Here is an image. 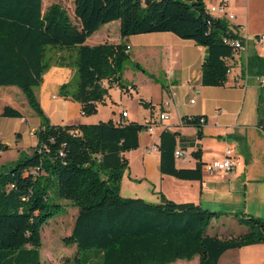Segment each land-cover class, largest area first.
<instances>
[{
  "label": "trees",
  "instance_id": "16d2710c",
  "mask_svg": "<svg viewBox=\"0 0 264 264\" xmlns=\"http://www.w3.org/2000/svg\"><path fill=\"white\" fill-rule=\"evenodd\" d=\"M73 16L75 20L58 1L43 8L42 0H0V85L18 86L40 119L32 153L19 157L9 169L0 168V264H41V227L61 208L51 197L77 207L64 243L75 244L78 253L96 249L93 255L101 257V264H167L195 255L198 264H217L229 248L263 242L264 219L257 216L235 212V220L246 230L223 238L208 233L207 227L224 211L175 201L162 192L157 202L122 196L120 181L128 167L124 152L139 146V135L149 121L116 123L109 118L54 124L35 92L52 64L73 69L58 94L79 102L85 115L96 112L108 86L124 90L121 74L129 58L127 44L86 43L101 25L113 20H119L121 37L170 31L193 40L205 51L201 84L223 85L231 66L228 61L240 51L224 39L240 37L238 25L211 14L204 0H73ZM253 60L259 65L257 75L264 74V57ZM139 102L153 107L142 98ZM0 115L22 117L9 105ZM205 120L204 115H185L181 123L194 126L195 137L200 138ZM185 138L162 127L158 169L176 178L201 180L200 148L191 151L193 167L175 164V147Z\"/></svg>",
  "mask_w": 264,
  "mask_h": 264
},
{
  "label": "crops",
  "instance_id": "0c3cea01",
  "mask_svg": "<svg viewBox=\"0 0 264 264\" xmlns=\"http://www.w3.org/2000/svg\"><path fill=\"white\" fill-rule=\"evenodd\" d=\"M55 1L57 0H42V7L45 8ZM218 2L219 0H217ZM211 5H213V0H211ZM228 5L229 0H226V7ZM113 23L118 27V35H113L110 26ZM229 23L231 26L238 25L236 29L238 32L244 28L248 31V27L240 22ZM249 33L246 32V35L256 34L257 32L250 31ZM120 41L127 44L129 58L143 67L144 70L140 71L143 74L142 78L150 85L159 88V95L161 92L159 98L160 111H165L168 114L167 120L162 125H156V130L154 129L151 133L143 130L140 133L137 148L124 152L125 157L128 159V167L121 177L120 194L124 197L139 196L147 201L157 202L159 193L162 192L172 200L193 201L199 203L202 207H204L203 204L211 205L224 200H227L228 203L234 201L243 204V201L247 203L249 198H253L256 194V199L259 200L260 192L255 191L256 188L259 189V183H264V177L259 178L255 175V167H259L261 164L264 166V83H261L264 74L257 75L259 65L257 59L253 60V56L264 57V47H259L255 40H251L252 43L246 41L245 47L228 61L231 65V72L228 73L226 82L223 85L211 86L202 85L200 81V67L205 53L204 47L196 44L191 39L181 38L173 32H147L121 37L119 20H113L101 25L86 39L88 44L117 43ZM132 47H135L134 51H131ZM259 50L263 52H258ZM140 59H143L141 60L143 64ZM144 71H148L153 76H159V72L162 71L167 81L163 84V87H160L153 81L152 77L144 74ZM72 73L73 69L68 66L52 64L44 72L40 86L35 88L40 104L46 115L49 116L51 123L87 122V116L82 113L79 102L58 94L59 85L67 81ZM130 83H124V90L129 91L133 87L137 91L140 90L137 87L136 80H131ZM163 89L165 95L162 94ZM236 89L241 91L242 106L239 111L237 108L234 112H231L232 96L237 93L229 92ZM115 90L120 95L123 93V90L118 86ZM251 90L256 93L255 110L250 113L249 118H247V113H245L246 116L240 118L246 94ZM108 93L103 101L109 98V90ZM217 93L232 95L228 99H222L224 106H216L217 111L213 110L211 112L209 102L220 100V97L216 96ZM163 98H165L164 101ZM191 99H194V102L190 103L188 101ZM165 101H167L166 104ZM150 102L153 105L152 99H150ZM5 105L19 110L12 104ZM165 105L166 108H164ZM19 111L21 112V110ZM125 111L127 116H119L118 113H114L111 118L120 117L124 122L137 121L144 123L155 113V107L153 106L151 109L144 108L143 111L146 115L142 120L131 116L127 110ZM21 114L20 119L26 121L24 114L22 112ZM185 115L205 116L206 120L201 127L202 135L200 138L195 137L197 129L194 126L181 123V119ZM39 123L40 119H37L32 127L33 133ZM163 126L177 130L187 137L178 140L175 147L181 149L184 153L182 157L175 158L176 166L193 167L195 159L191 155V151L196 148L201 149L203 161L201 180L180 179L169 174H162L159 171L157 143ZM189 140H193V144ZM3 143L0 141V152L4 146ZM153 143L156 144L155 149H151ZM226 148L231 149L232 155L237 161L236 167L228 174L211 171L209 168L210 162L222 158ZM133 154H137V164L131 157ZM140 158L143 160V166L138 162ZM124 185H126L125 190H123ZM240 187H243L244 193L240 194ZM253 211L248 208L247 203L243 213L246 215L256 213L254 216L264 219L260 212ZM224 212L223 215L225 216L235 213ZM226 218L229 217L226 216ZM231 220H235V218ZM181 260L187 259H177L167 264H177ZM217 264H264V241L229 248L220 255Z\"/></svg>",
  "mask_w": 264,
  "mask_h": 264
},
{
  "label": "rangeland",
  "instance_id": "374dc122",
  "mask_svg": "<svg viewBox=\"0 0 264 264\" xmlns=\"http://www.w3.org/2000/svg\"><path fill=\"white\" fill-rule=\"evenodd\" d=\"M57 1L67 9L70 17L75 20L73 16V0ZM204 2L209 12L214 14L215 12L210 10L211 0H204ZM213 4H217V0H213ZM225 10L226 11L224 14L229 22H240L244 26L248 27V31L244 28L238 32L240 36L246 35V32L249 33L250 31L257 32L256 34L253 33L252 35H248L247 42L250 43L251 40H255L259 47H264V40H256V35L264 34V0H229V5ZM229 14H233V17L228 18ZM110 26L112 27L113 35H118V27L116 24L113 23ZM134 49L135 47H132L131 51H134ZM258 52L263 51L259 50ZM141 60L143 59H140V62L143 64V61ZM136 63L138 62L128 58L122 70L121 81L123 84H126L130 83L131 80H136L138 83L137 87H139L140 90L137 91L133 87L129 91L123 90V93L120 95L115 90L117 85L108 86V90L110 92L109 98L106 101L97 103L96 112L85 115L87 116V122L85 123L106 121L111 118L114 113L119 114L121 110L124 109L130 112L131 116H135L139 120H142L146 115L143 109L150 107H146L140 103L139 99L141 98L146 101H150V99H152V106L155 107V113H159L161 109V104L159 102L161 92L159 95V88L150 85L142 78L143 74L140 71L144 69L143 67L137 68L135 66ZM144 74L152 77L153 81H155L160 87H163V84H165L167 81L162 71L159 72V76H153L149 74L148 71H144ZM229 93H237L236 95L232 96L233 102L231 106V112H234L237 108L239 111L242 106L241 91L236 89L231 90ZM162 94H166L164 89L162 90ZM231 95L232 94L227 93H217L216 96L220 97V100L210 101L209 110L211 112L213 110L217 111L216 106L225 105L222 102V99H228L231 97ZM165 98L162 100L164 101ZM188 101L190 102V100ZM5 104H12L21 110V112L26 117L25 121L20 119V117L0 115V141L4 142V146L1 148L0 152V168L4 166V169H9L13 165V162L19 157L30 155L32 153L36 137L33 133L32 127L35 125V121L37 119L39 120V116L28 104L22 90L16 85H0V112L3 105ZM255 106L256 93L254 90H251L246 94L240 118L246 116L245 113L248 114L247 118H249L250 113L255 110ZM166 107L167 106L165 105L164 108ZM229 117L231 116L229 115ZM154 129H157L156 125L154 126ZM131 157L135 160V164H137V154H133ZM138 162L142 166L144 165L141 158ZM255 170L256 176L259 178L264 177V166L262 164L259 167H255ZM258 185L259 189L255 187V192H260V199H256V194L253 198L250 197L247 203L250 210H254L253 212L258 211L264 217V183L262 182ZM125 188L126 185H124L123 190H125ZM240 188V194L244 193L243 187ZM51 200L55 203H59L61 208L57 210L56 213L41 227V245L39 246L41 264H79V262L81 264H101V257L98 255H93L97 251L96 249H83L81 250V253H78L75 244L67 245L64 243L63 238L70 233L77 212V207L71 202L59 197H51ZM242 203L243 204H240V202L234 201L228 203L227 200H224L211 205L203 204V206L215 211L242 213L247 205L245 201ZM252 214L254 216L256 213ZM226 216L229 218H226ZM226 216L222 215L219 218L212 219L207 227V232L211 234L216 233L219 236L225 238L236 237L246 230V226L244 224H240L235 220H231L234 218L233 214L230 213ZM78 258L79 260H77ZM177 264H198V256L196 255L190 260H181V262Z\"/></svg>",
  "mask_w": 264,
  "mask_h": 264
},
{
  "label": "built area",
  "instance_id": "2783aa9c",
  "mask_svg": "<svg viewBox=\"0 0 264 264\" xmlns=\"http://www.w3.org/2000/svg\"><path fill=\"white\" fill-rule=\"evenodd\" d=\"M226 9V0H219L217 4H213L210 6V10L214 11L216 15L218 16H225V10ZM233 14H229L228 18H232ZM248 35H243L240 37H234V38H225L224 41L231 44L234 47V50H241L245 47L247 37ZM256 40L262 41L264 40V34L258 35L256 37ZM128 47V46H127ZM236 54V53H235ZM231 72V67L227 69V74ZM261 83H264V78L261 79ZM190 102H194V99H191ZM165 104L167 101L164 102ZM119 116H127V112L125 110H121L119 113ZM168 114L165 111H160L159 113H154L149 119H148V125L146 127V131L153 132L155 125H162V123L167 120ZM202 120V118H200ZM114 122L120 123L123 122L120 117H117L116 119H113ZM156 144L153 143L151 145V149H155ZM184 155L183 151L181 149L175 148L174 150V156L175 158L182 157ZM237 161L232 155V151L230 148H226L224 150V155L222 158L215 159L209 164V168L211 171H220L223 173H230L235 167H236Z\"/></svg>",
  "mask_w": 264,
  "mask_h": 264
}]
</instances>
